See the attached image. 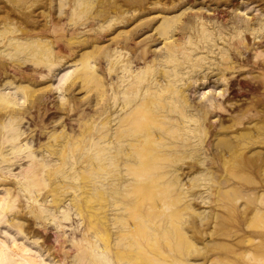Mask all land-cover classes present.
I'll return each mask as SVG.
<instances>
[{
  "label": "bare ground",
  "instance_id": "obj_1",
  "mask_svg": "<svg viewBox=\"0 0 264 264\" xmlns=\"http://www.w3.org/2000/svg\"><path fill=\"white\" fill-rule=\"evenodd\" d=\"M117 1L95 13L94 17L101 21L96 28L82 32L78 27L75 29L73 24L84 14L86 4L85 0H74L70 10L61 11L70 15L67 24L50 21L48 27H34L27 32L16 27L21 35H9L3 41L0 56L11 63L0 59V184L4 186L0 212L5 217L8 211H16L15 218L8 219V225L22 235L25 227L30 226L17 220L19 210L39 223V229L32 230L35 234L46 232L45 222L53 224L59 232L55 238L59 246L64 243V222L73 214L78 215L82 237L72 241L78 248L75 257L80 262L86 259L88 264H204L217 248L198 249L189 245L187 232L194 226L185 230L180 225L183 221L179 220V208L173 209L178 219L173 211L170 213V218L179 225L166 220L168 213L163 217L165 224L156 221L161 214L159 200L163 201L168 192L174 193L178 203L179 198L184 200L186 196L190 201L208 200L205 191L215 196L211 200L247 196L258 210L256 218L264 221V211L256 206L257 201H264V95H250L249 106L244 108L234 106L235 112L228 114L229 125L220 118L228 102L227 97L222 98L228 90V81L241 67L235 63L237 56L242 57L247 51H253V59L262 55L255 40L260 38L264 20L237 21L228 26L226 19L222 20L224 17L211 22L195 16L181 22L179 1L164 0L171 5L162 6L163 13L154 29L166 42L162 51L146 60L149 47L139 49L134 45L128 50L131 54L126 52L131 35L112 39L111 46L99 44L113 31L115 23L128 21L124 14L129 9L125 5L143 8L149 0H122L124 8L118 7L120 11H116ZM58 28L62 31L60 37L55 40L45 37L47 32L55 33ZM226 30L231 35L227 36ZM177 31L182 36L173 38ZM245 32L250 37L247 41ZM101 60L105 66H98ZM134 61H142L143 66L133 65ZM203 62H207L206 68ZM254 64L264 70V58ZM113 75L115 80H104ZM207 77L216 85L214 92L210 95L201 92L198 100L192 101L189 89H195L201 84L198 80ZM245 82L250 86L246 90L253 94L264 88V75L250 74ZM82 88L87 95L79 98ZM54 93L58 97L50 98ZM49 102L52 106H48ZM49 111L53 116L60 114L58 132L45 131ZM72 115L76 117L70 118ZM65 116L72 123L66 125ZM26 118L39 128L40 136L47 134L48 142L42 144L37 140L32 144L28 140L22 129ZM206 135L213 139L205 143ZM187 152L189 157L191 153L197 155L196 162H179ZM21 161H25V168L12 172L13 166ZM184 177L194 184L198 181L203 191L191 192L195 185L192 187L188 180L182 182ZM22 198L28 202L27 206L24 204L27 211L18 204ZM149 200L151 204L146 205ZM190 204L185 202L182 207L188 210ZM97 211L106 220L105 225L102 220L95 224L97 227L92 224L90 218H96ZM90 225L102 235H97L98 230L90 235ZM144 229L152 233L147 237ZM161 230L176 233L169 235ZM9 237L13 246L22 245L20 251L28 256L22 255L25 264H66L64 258L45 261L36 249L15 236ZM258 237L262 245H257L264 248V234ZM162 238L166 241L172 238L173 242L163 247ZM5 248L9 250L6 241L0 238V251Z\"/></svg>",
  "mask_w": 264,
  "mask_h": 264
},
{
  "label": "rangeland",
  "instance_id": "obj_2",
  "mask_svg": "<svg viewBox=\"0 0 264 264\" xmlns=\"http://www.w3.org/2000/svg\"><path fill=\"white\" fill-rule=\"evenodd\" d=\"M73 1L74 0H0V42H1L0 47H2L3 41H5L8 37L10 36L17 37L21 35L20 33L22 32H19L18 30L14 29L16 27L18 29L23 28V32H27L28 29L33 30L34 27H36V29L48 27L50 25L49 24L50 21H53L57 24H64V25L67 24V21L69 22L70 15L67 14V12L63 13L61 11L62 9L66 11L70 10V7L72 6ZM176 1L177 2L179 1L180 3V5H177V6L179 8L178 12H181L180 14L181 22H186L188 19L192 20V18H194L195 16L203 17L206 20L211 19V22L212 20H216V19L221 20L222 17H224L222 20L226 19L228 26H230L231 23L237 22V21L242 23L244 21H249V20H251L252 22H255V21L257 22V19L264 20V0H176ZM114 2L115 0H87V1L85 0L84 4H86V8L83 5L84 14L79 15V17L75 16V18L77 17L76 24H73L75 29L78 27L80 29L78 30L82 32V31H85L84 29L88 30L89 27L94 26V28H96L98 24H101V21L98 18L94 17L95 13L98 12V10L108 9V7L112 6ZM144 4L145 5L143 8H140L139 6L134 7L133 5H130V7H128L127 5H125L126 8L129 9L127 14H124V16H126V19H128V21L127 22L125 21L124 23L123 22L115 23V26L113 25V31H111V33L109 32L105 40L99 43L100 46H103V47L108 46V45L111 46L113 42L112 39L131 35L132 40L129 42L126 52L130 50L132 47H134V45H136L139 49L142 47H149L150 52L147 53L145 58L146 60H150L152 57H154L153 55L162 51L160 49L163 48L164 42L166 41L164 40V37L160 35L158 30L154 29V27L160 21L159 20V17L161 16L160 14L163 13L161 11L162 6L168 7L169 5H171V2H165L164 0H160L159 2H157L156 0H149L145 2ZM80 6L82 7V5ZM115 6L117 8L116 11L117 10L120 11L119 10L120 6H121L120 9L124 8L122 7L123 6L122 0H118ZM76 7L78 8L79 6H76ZM236 8H238V10H235ZM80 23L81 24L83 23L82 24L83 26ZM78 30L77 32H79ZM232 30L233 29H231V31ZM227 31L228 30H226V32ZM231 31H228L226 35L227 36L231 35L230 33ZM259 31H261V33H259L260 38L258 37L259 39L257 38L255 40V47H257V51H260L262 55L253 59L252 58L253 51L244 52L242 57L237 56V59H236L237 62H235V63H240L241 67L238 70H236L232 74L231 77L229 76L231 74L227 73V77H230L228 81L229 82L228 90L224 94L225 97H222V98L225 99L227 97L225 101H228V102H226L227 105L225 106L226 111L225 112L221 111V114H220V118L224 119V122H226V125L230 124L228 120V114L235 112V109L233 110L234 106L239 105V107L244 108L246 106H249L248 101L251 99V96L259 97V96L264 95L263 87H260L258 91H254L253 94L249 93L246 89L250 90V86L247 85V83L245 82L246 76H249L250 74L252 75H259V74L262 75L263 74L264 75V70H262V68L260 67L258 68V66L254 64V62L256 61L260 62L264 58V27L262 28V30H259ZM61 33L62 31L58 28V31H56L55 33L47 32L45 37H48V39H51V40H55L56 37H60ZM118 34L120 35L119 37H118ZM243 34H244V37L246 36L245 37L246 41L247 39L248 40L250 39L248 32L247 33L245 32ZM78 35L81 36L82 34H77L76 36ZM181 36L182 35L179 33V31H177V33H175L173 38H179ZM81 38H83V36H81ZM72 45L73 47L75 46V44H72ZM128 52L131 54V51H128ZM230 52H231L230 53L231 55L234 54V51H230ZM242 58L243 60L246 59L245 60L246 62L241 61ZM0 59H2L3 61L7 60L2 55L0 56ZM7 62L11 63L10 60H7ZM206 63L207 62L201 63L203 65V68H206L208 66ZM96 65H97V61H96ZM133 65L139 67V66H143V63L142 61H134ZM98 66H105L104 60H101ZM102 77H103V74H102ZM111 78H106L104 80H106L107 82H110L113 79L115 80V75H113ZM256 79L258 80L261 78H256ZM198 82L201 84L196 85L195 89L190 88L188 91L189 97L192 101H197L201 92H205L206 93L205 95L207 94L210 95L212 92H214L213 88L214 86H216V85L213 86V81L211 77L210 78L207 77V79L205 80H203V78H200ZM49 83H46L44 85H47ZM53 83L54 85L50 84L52 88L53 86L56 85L57 83L56 80ZM255 84H257V82H255ZM55 95L56 97H58V94L54 93L53 95H50V98H52ZM86 95L87 93H86L85 88H82L79 90V94L77 95V97L84 98ZM230 101L233 102L232 105L229 104ZM48 106H52V102L51 103L49 102ZM86 108H85V111L89 112V108L88 107ZM49 113L46 114L48 117L44 121L45 131L46 132L47 131L48 132H53V131L58 132L61 128L59 123L62 120L60 117H58L60 114L53 116L52 115L53 113H50V115ZM75 117L76 115H72L70 118H75ZM216 118H218V116L215 117L214 119ZM25 120H24L25 122H23L22 129L26 131L28 140L32 142V144L36 143L37 140H39L42 144L48 142L47 134L43 133L40 136L39 131H38L39 128L35 126L34 123L29 118H26ZM63 120L66 125L67 124L69 125V123H72V121L69 119L68 116H65ZM211 139L213 138L209 137V135H206L205 143H207ZM181 154L182 153H180V155ZM180 155L178 156L180 157ZM187 155L186 153H183L184 159L182 158L183 157L182 155H181V158L183 160H180L181 158L179 157H178L179 159L178 158L177 159L179 160V162L181 161L190 162V163L196 162V160L194 159L197 158V155L196 157L194 153L193 154L191 153V157H189V153ZM185 156L188 158H186ZM24 162L25 161H21L20 165L19 164L14 165L12 168L13 169L12 172L14 171L17 173L19 172V170H23L26 165ZM194 172H197V171H194ZM1 180L2 178H0V182ZM187 180H188L187 177H184L182 182H186ZM188 182H192V181L188 180ZM192 183H190V185ZM195 183L196 184L193 183L191 185L192 187L195 185V187L193 188L191 187L192 191L191 189L190 191L196 192V193L201 192V190L203 191V188L197 185L199 182L197 181ZM196 186L198 187L196 188ZM37 187H40V186L38 185ZM214 187L215 186L213 185L212 188ZM3 188L4 186L0 184V196H2L1 191L3 190ZM173 191H170V193ZM207 192L208 191H205L204 194L207 195L208 200L205 198L203 199L194 198L193 200L190 201L189 199L191 198L186 196L187 198L181 197L182 199L186 198L184 200H180L179 198V203L177 201L178 198L176 199V197H174V193L169 194L168 192V195L163 196L164 199L161 198L163 199V201L159 200V203L161 202V207L159 206L160 208L159 213L161 214L158 215V218L160 219L158 220L156 219V221H161L160 222L161 225L165 224L166 220L168 221V219H170L169 221L177 222V220L176 219L174 220V218L178 219V213L176 215V213L174 212L175 210L173 211V209L179 208V210H177L179 211V220L183 221V224L182 222H180V225L183 228H185V230H191L192 226H194V228H192L191 231L187 232L189 236V240H190L189 245H191V247L193 245L194 246L196 245L197 247L196 246L195 247L198 249L200 248L213 249L214 247L217 248L213 251V253L209 254V257H208L209 259L208 261H204V264H213V263L218 262V260L221 263L218 262L217 264H264V261H263L264 260V248L260 246L262 245V242L259 243L260 237H258V234L260 233L264 234V224H263L264 221H260L259 217L256 218L255 211H258V210L253 208L255 207L254 201H252V199L250 200L247 196L245 197L241 196L237 198L223 197L222 199L221 197H219L217 199H214L215 200L214 201L213 199L211 200V198H215V196ZM168 197L169 199L165 200V198H168ZM170 197H173L174 200H171ZM149 202L150 200L148 201L146 205H148ZM185 202L191 203L190 209L192 208L193 211L191 210L190 212V209L185 210L186 207H182L183 203L185 205ZM18 204H20L19 206H23L22 207L23 211H27V207H25V205L28 204V202L25 199L22 198L20 202H18ZM94 204L98 205L96 204V202H94ZM256 206H258L259 208H261V210L264 211V201H257ZM171 212L176 217L171 215L174 218L172 217L170 218ZM7 213L8 215L4 217V215L2 216L0 212V238L6 241L10 251L7 248L0 251V264H25V261L22 259L23 258L22 255L25 257H28L20 251V247L22 245L13 246V244L11 243V237L9 236H15L17 240L21 241L23 244L27 245L28 247L32 249H36L39 252V254H41L42 259H45V261L53 262V261L59 260L60 258H64L66 261V264H88L89 263L87 262L88 260L86 259L80 262L75 257V255L77 254L78 248L77 246H74L73 241L80 239L82 237L81 234L83 231L81 229L80 217H78V215L74 216L73 214L74 217L72 216L70 220H67V222H64L63 224L64 225L63 230H64V235H65L64 243L62 244L63 246L62 245L59 246L55 240L59 232H58V229L53 227L54 226L53 224H50V223L47 224L45 222V225H46L45 230L47 229L46 232L41 231L38 234H35L34 232H32V230H34L35 227L39 229L38 228V226H40L39 223L35 221L33 222L29 214L27 215L26 212L20 213V210H19L18 214L20 215L17 217V220H20L24 225L29 223V226H30V227H25L24 235H22L20 233L18 234V231L16 230V228L8 225L9 223L8 219L9 220H11V218L14 219L15 217H13V214L16 213V211H12V212L8 211ZM109 213H112V212H109ZM167 213L169 214V216H166L167 218L164 222L163 217L165 216V214L168 215ZM183 215H184V219H182ZM91 219H92V224L94 223V225L97 223H100L99 221L101 220L104 225L106 224V220L100 216L98 211H97V217L90 218V220ZM94 219L98 221L96 222ZM156 221L153 219V222H156ZM150 223L151 225L149 226L153 227L154 226L152 225L153 223L152 222ZM90 226H91V229L89 231L90 235H93L92 232L95 233L97 230H98L96 232L97 235L99 237L100 235H102L99 229L95 228V226L97 227V225L95 226L90 225ZM149 226L148 228L147 226H145L144 228L151 229ZM109 228L111 229L113 228V226L111 225L109 226ZM169 228L171 230V227ZM146 229H144V231H146L145 232L146 235L147 234L149 235V233H152V231L149 232ZM193 229L196 231H193ZM167 231H165L166 234H169V232L171 233L174 230L172 231L167 230ZM165 232H162L161 230V233H165ZM221 232H223L225 235H218V233H221ZM174 233H176V231H174ZM34 238H37L36 239L37 244L33 243ZM172 238L167 239V241L166 239L162 238L161 240L163 242L160 240V245L162 242L163 244L161 246L167 247L166 245L170 244V242H173ZM175 239L176 238H174V242H175ZM165 243L166 245L164 246ZM220 243L221 245L223 244L224 245L221 246ZM257 244H260V245H257ZM256 245L257 247H255ZM216 258H217V261L216 260L213 261V259H216ZM196 263H199V261H196Z\"/></svg>",
  "mask_w": 264,
  "mask_h": 264
}]
</instances>
